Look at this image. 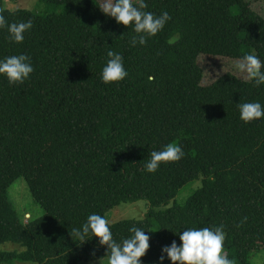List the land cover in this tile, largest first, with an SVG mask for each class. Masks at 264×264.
Masks as SVG:
<instances>
[{"label": "trees", "instance_id": "16d2710c", "mask_svg": "<svg viewBox=\"0 0 264 264\" xmlns=\"http://www.w3.org/2000/svg\"><path fill=\"white\" fill-rule=\"evenodd\" d=\"M146 3V11H167L171 20L133 47V26L106 16L100 0H39L45 10L55 8L45 12L6 8L0 0L8 24L32 21L19 44L7 27L0 29V58L25 53L34 67L22 84L0 76V245L24 248L0 249V262L108 257L107 245L95 236L80 241L73 228L92 213L105 217L120 202L139 199L150 206L143 219L110 226L117 242L133 226L145 229L150 246L142 264H160L161 246L179 244L186 228L222 225L224 252L235 264H251L250 253L264 250V119L245 123L238 107L264 105V85L231 71L203 83L200 64L205 57L235 61L246 54L264 61V17L247 0ZM108 50L122 55L128 76L105 84ZM169 143L183 149V158L148 173L150 154ZM19 177L44 209L25 222L8 197ZM198 178L201 186L183 204L157 209Z\"/></svg>", "mask_w": 264, "mask_h": 264}, {"label": "clouds", "instance_id": "9594fccd", "mask_svg": "<svg viewBox=\"0 0 264 264\" xmlns=\"http://www.w3.org/2000/svg\"><path fill=\"white\" fill-rule=\"evenodd\" d=\"M100 10L108 17H112L119 24L133 26L134 35L130 44L145 45L150 37L162 31L166 23L171 20L169 12L162 11L159 15L146 11V0H102ZM7 27L11 42L19 44L25 39V32L32 28V21L8 24L4 15L0 14V29ZM180 39L179 34L172 36L169 44ZM109 58L101 70V80L108 84L122 81L128 76L123 57L112 50L107 51ZM234 68L246 73V82L254 86L264 85V61L255 54H246L234 64ZM34 67L28 54L9 55L0 58V76L7 79L9 84H22L33 73ZM151 79V78H150ZM240 119L245 122L264 119V105L259 101L245 102L238 105ZM183 149L175 143H169L160 151H153L144 169L154 173L161 162L179 161L184 156ZM131 235L117 242L113 238L109 221L97 213L90 214L79 227L73 228L72 236L80 241L89 237H97L100 245H107L108 258L106 264H142L143 257L149 249L150 236L144 228L133 226L129 229ZM226 233L223 226L186 228L179 234V244L172 240L170 244L161 246L158 260L163 264L165 258L172 264H232L224 252Z\"/></svg>", "mask_w": 264, "mask_h": 264}, {"label": "rangeland", "instance_id": "374dc122", "mask_svg": "<svg viewBox=\"0 0 264 264\" xmlns=\"http://www.w3.org/2000/svg\"><path fill=\"white\" fill-rule=\"evenodd\" d=\"M4 7L6 8H27L36 11H53V8L40 7L39 0H3ZM251 4V7L264 17V0H247ZM102 2V0H100ZM238 60H226L222 58H211L205 57L200 60V64L203 68V83H209L218 75L225 71H231L240 78L246 79V73H241L234 68L235 62ZM201 186V178L190 181L180 188L177 195L168 206H162L157 209H165L172 205L173 202L183 204L187 197L193 193L197 188ZM8 197L13 206L15 207L19 217L23 222L27 218L36 219L43 215L44 209L37 203L32 197L26 182L23 177L16 178L8 188ZM149 202L144 199H139L136 201H123L118 205L109 209L105 218L109 223H114L121 219H143L149 210ZM152 232L154 229L152 228ZM0 249L4 251H22L24 248L16 243L4 242L0 245ZM108 257H104L96 261H80L78 264H106ZM251 264H264V250L262 247L255 248L249 257ZM0 264H31L29 262H21L18 260L14 261H4ZM232 264H235L232 261Z\"/></svg>", "mask_w": 264, "mask_h": 264}]
</instances>
